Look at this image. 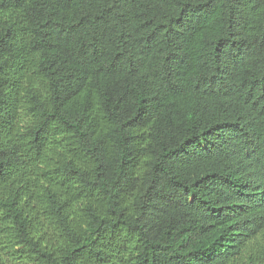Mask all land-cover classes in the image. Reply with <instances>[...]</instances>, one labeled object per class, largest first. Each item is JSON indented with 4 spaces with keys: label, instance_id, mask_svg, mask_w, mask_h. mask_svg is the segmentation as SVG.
Listing matches in <instances>:
<instances>
[{
    "label": "trees",
    "instance_id": "1",
    "mask_svg": "<svg viewBox=\"0 0 264 264\" xmlns=\"http://www.w3.org/2000/svg\"><path fill=\"white\" fill-rule=\"evenodd\" d=\"M0 264H264V0H0Z\"/></svg>",
    "mask_w": 264,
    "mask_h": 264
}]
</instances>
